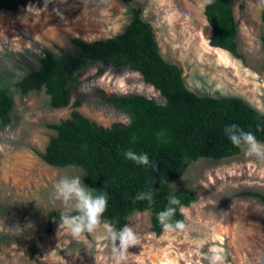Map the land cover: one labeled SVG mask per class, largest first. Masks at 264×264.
<instances>
[{"label":"rangeland","instance_id":"374dc122","mask_svg":"<svg viewBox=\"0 0 264 264\" xmlns=\"http://www.w3.org/2000/svg\"><path fill=\"white\" fill-rule=\"evenodd\" d=\"M207 0H30L15 10L0 9V88L13 101L11 121H0V264H114L99 239H73L47 220L53 185L62 176H80L75 166L56 167L41 157L56 123L75 110L104 127L125 124L124 113L105 101L109 95L142 94L158 103L164 97L128 67L89 62L70 84L69 103L51 107L43 90L22 94L15 83L36 68L43 52L73 53L71 38L104 39L120 33L132 8L153 29L162 57L178 65L185 85L199 95L239 96L264 113V51L260 35L263 7L257 0H231L238 23L241 58L211 47V28L203 8ZM78 105L74 106V102ZM264 143V141H260ZM170 187L193 191L197 199L180 207L186 229L155 234L150 212H135L125 225L140 243L128 249L125 264H208L214 247L225 249L227 264H264V204L243 194H264V162L246 157H201L190 162ZM203 241V246L200 242Z\"/></svg>","mask_w":264,"mask_h":264},{"label":"trees","instance_id":"16d2710c","mask_svg":"<svg viewBox=\"0 0 264 264\" xmlns=\"http://www.w3.org/2000/svg\"><path fill=\"white\" fill-rule=\"evenodd\" d=\"M28 1L0 0V9L15 10ZM203 13L211 28L209 45L241 58L236 41L238 23L231 0H211L204 5ZM260 19L264 51V7ZM71 42L76 47L73 53L62 49L58 53L44 51L37 67L29 69L15 83L18 90L22 94L43 90L51 107H64L70 101V84L78 72L89 62L99 61L139 72L164 97V102L158 103L142 94L106 96L107 103L125 114V124L115 122L104 127L75 110L65 119L47 124L54 134L49 137L42 159L56 167H78L86 187L94 194L106 192L108 207L102 219L116 229L122 228L133 213L147 210L150 230L160 234L163 229L157 213L167 206L170 195L180 200L173 220L186 223L180 207L194 202L197 195L189 190H173L170 181L180 177L190 162L201 157L224 159L237 155L241 148L233 146L224 134L226 125L235 123L264 141V113L239 96L199 95L190 90L181 68L162 57L153 29L138 9L132 8L129 22L114 36L93 41L71 38ZM76 105L78 101L74 102ZM12 109L8 89L0 88L2 124L11 121ZM129 149L147 153L156 162L157 170L127 160L124 153ZM148 189L154 191L152 204L134 200L138 191ZM242 193L264 204L263 193ZM59 216L60 212L51 210L47 220H59Z\"/></svg>","mask_w":264,"mask_h":264},{"label":"clouds","instance_id":"9594fccd","mask_svg":"<svg viewBox=\"0 0 264 264\" xmlns=\"http://www.w3.org/2000/svg\"><path fill=\"white\" fill-rule=\"evenodd\" d=\"M211 3V0H207ZM257 7H264V0H257ZM130 122V121H129ZM261 128L257 125V131ZM230 143L243 148L246 157L253 158L258 162H264V143L260 142L252 131H245L239 125L232 123L223 129ZM124 156L127 160L157 170V164L149 159L147 153H136L126 150ZM53 203L59 201L62 211L59 216L58 230L66 231L73 239H86L102 230L99 237L110 248L114 264H125L128 249L140 243L138 235L132 226L124 225L116 229L112 223L103 220V214L108 207V194L100 192L94 194L93 190L82 183L80 176H62L53 185ZM167 206L157 213V221L166 233H175L186 229L182 220H173L180 200L174 195L168 198ZM135 201L154 202V191L148 189L138 191L134 197ZM201 241L200 245L203 246ZM208 264H227L225 249L214 247L209 255L205 257Z\"/></svg>","mask_w":264,"mask_h":264}]
</instances>
